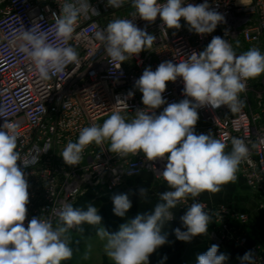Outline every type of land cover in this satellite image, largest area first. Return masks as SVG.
I'll return each mask as SVG.
<instances>
[{"label": "clouds", "instance_id": "1", "mask_svg": "<svg viewBox=\"0 0 264 264\" xmlns=\"http://www.w3.org/2000/svg\"><path fill=\"white\" fill-rule=\"evenodd\" d=\"M129 3L134 9L132 19H114L94 33L117 69L142 51L150 50L156 41L155 35L133 23L137 17L152 23L159 16L161 31L166 36L168 29L181 28V18L188 30L197 35L210 34L224 22V16L212 10L207 0L201 4L187 3V0H107V5L115 9ZM59 5L60 14L54 15V35L66 46L50 43L48 32L38 31V24L29 30L22 27L11 41L31 61L41 81H49L62 74L69 64L79 62L78 51L67 42L72 39L81 15L86 16L90 9L99 14L89 0H63ZM262 74L264 54L258 48L237 55L227 40L214 36L203 51H193L179 63L164 61L155 71L151 66L146 67L134 84L142 93L145 107L137 109L130 120L113 111L102 125L94 123L84 127L76 142L68 141L60 156L69 166L80 164L88 145L102 146L106 141L108 150L120 158L143 153L149 161L167 160L160 176L170 190L160 194L161 202L151 213L137 214L114 233L102 226V217L91 204L86 210L64 204L57 212L56 227L50 219L42 217H33L27 228L24 226L29 183L23 169L37 161L34 157L22 158L17 150L19 125L8 121L7 108L0 106V118H5L0 125V264H62L73 256L66 234L73 228L83 231L84 224L99 226L96 234L106 241L105 253L114 264H149L150 255L169 243L162 228L174 218L172 210L184 204L189 196L194 202L181 217L186 231L176 228V239L190 242L198 235H206L212 217L204 203L196 202L197 198L203 192L218 193L223 185L235 182L249 148L244 139L233 137L231 151L226 152L227 145L221 139L211 133L196 134L198 109L227 106L232 114L240 113L245 105L240 94L246 91L250 79ZM177 78L183 80L185 98L168 103L162 94L167 82H175ZM133 95L129 91L128 97ZM162 105L167 106L156 114L155 110ZM49 148L50 145L46 146L45 152ZM140 193L146 196V190L141 189ZM112 202L118 217H124L132 207L127 194L114 195ZM218 252L219 246L213 244L197 256L196 264H225L228 256ZM84 258H88L87 254ZM238 259L240 264H256V253L249 250Z\"/></svg>", "mask_w": 264, "mask_h": 264}, {"label": "built area", "instance_id": "2", "mask_svg": "<svg viewBox=\"0 0 264 264\" xmlns=\"http://www.w3.org/2000/svg\"><path fill=\"white\" fill-rule=\"evenodd\" d=\"M163 2V0H160ZM205 0H187L201 4ZM210 8L224 16V22L210 34L197 35L188 30L181 18L180 29L162 33L159 16L149 23L139 17L133 23L156 36L150 50L123 62L119 69L108 60L103 45L94 37L114 19H132L134 9L130 3L115 9L107 0H89L99 14L89 10L81 15L72 39L67 43L79 53V62L66 66L64 72L49 81H41L31 61L19 53L11 41L22 29L38 24V31L49 34V42L66 46L54 35L55 17L60 14L63 0H0V106L7 108V120L18 124V151L22 158H35L37 163L23 170L29 183V204L24 226L33 218L50 219L53 227L59 223L57 212L66 203L72 205L88 189L96 197H105L119 189L128 179L142 173L151 174L158 183H165L160 173L166 159L149 161L143 153L118 157L108 150L109 142L102 146L88 145L80 164L69 166L60 153L68 141L76 142L84 127L98 124L113 111H119L129 120L137 109H143L142 93L134 87L144 69L152 70L161 62L174 64L187 59L193 51H203L214 36L227 40L237 55L258 48L264 54V0H207ZM183 80L167 82L162 94L168 103L184 99ZM129 91L133 92L128 97ZM245 105L240 113L232 114L227 106L218 109H198L196 134H209L221 139L230 152L233 137L244 139L249 155L239 166L237 180L258 196L257 210L264 213V74L247 82L246 91L240 94ZM121 100V102H118ZM167 105L156 109V114ZM5 118H0V125ZM50 145L45 152L46 146ZM18 164L21 168L23 165ZM170 190L162 189V194ZM191 196L173 209L182 216L193 203ZM196 202L206 205L212 219L208 228L209 239L219 246H236L245 253L254 250L256 264H264V242H250L244 231L249 221L246 213L233 208L214 205L200 196ZM172 210V211H173Z\"/></svg>", "mask_w": 264, "mask_h": 264}, {"label": "crops", "instance_id": "3", "mask_svg": "<svg viewBox=\"0 0 264 264\" xmlns=\"http://www.w3.org/2000/svg\"><path fill=\"white\" fill-rule=\"evenodd\" d=\"M105 120V119H104ZM104 120H100L98 124L102 125ZM145 180L152 182V185L157 187V192L161 193L162 189H167V183H158L154 180L153 176L148 173L143 174ZM118 190V189H117ZM115 190V192L117 191ZM131 189L127 188L124 192L129 196ZM205 201L212 203L214 205L224 204L233 208L236 212L246 213L249 216V221L247 225L243 228L247 238L250 242H264V213H261L257 210L258 196L245 187L243 182L239 183H228L221 187V191L218 193H209L203 192L199 195ZM112 202V200H111ZM113 203V202H112ZM131 219L129 210L127 211L124 217L116 216V221L118 226L128 222ZM59 224V223H58ZM104 227V226H103ZM107 231L108 229L104 227ZM73 232L83 237H94L95 235H82L73 229ZM109 232V231H108ZM207 235H198L194 237L190 242H183L179 246H173L163 251L156 250L149 257V264H186L187 256L193 255L198 251L205 250L209 248V240ZM214 244V243H213ZM223 254L228 256V260L225 264H240L239 257H242L245 254L244 249L238 248L236 246H224L219 247ZM167 257L164 260V257ZM103 262L114 264V261L106 255L103 254L102 261L95 264H102Z\"/></svg>", "mask_w": 264, "mask_h": 264}, {"label": "trees", "instance_id": "4", "mask_svg": "<svg viewBox=\"0 0 264 264\" xmlns=\"http://www.w3.org/2000/svg\"><path fill=\"white\" fill-rule=\"evenodd\" d=\"M142 173L138 177L130 178L127 180L125 185L120 187L116 192H112L111 194L105 197H96L94 189H88L83 195L79 196L77 200L74 202L73 207L76 208H83L86 210L89 204L95 206L98 209V214L102 217V226L106 227L109 233H114L119 230L118 223L116 221V215L113 212V203L111 202L112 197L117 194H127L124 192L127 188L131 189V193L129 195V199L132 202V207L129 209V214L131 219L135 218L137 214H144V213H151L154 210V207L160 203L159 196L160 194L157 192L155 186L152 185V182L149 180H145L143 178ZM146 190V196H141L140 190ZM173 219L167 222L164 227L162 228V234L167 235V240L169 243L161 246L157 250L163 251L173 246H179L183 243L176 239L174 230L176 228H180L181 231H186L184 228L181 217L182 215L178 212L173 210ZM83 231H80L74 228L75 231L82 235H95L97 231V227L99 226H91L84 224ZM209 242V248L213 245L212 242ZM208 248V249H209ZM223 253L220 249L218 254ZM102 264H111L107 262H103Z\"/></svg>", "mask_w": 264, "mask_h": 264}, {"label": "rangeland", "instance_id": "5", "mask_svg": "<svg viewBox=\"0 0 264 264\" xmlns=\"http://www.w3.org/2000/svg\"><path fill=\"white\" fill-rule=\"evenodd\" d=\"M57 225L58 223H56L54 227H56ZM73 229H70L66 234L70 239V247L73 249V256L70 260L62 261V264H95L101 262L103 254L106 255L104 249L106 241L101 240L99 236H79L78 234L73 232ZM204 252L205 250H202V252L198 251L193 255L189 254L185 259L186 264H196L197 256ZM85 254H87L88 256L87 259L84 258Z\"/></svg>", "mask_w": 264, "mask_h": 264}]
</instances>
